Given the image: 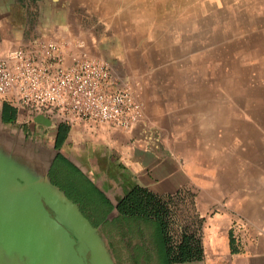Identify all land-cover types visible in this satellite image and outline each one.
I'll use <instances>...</instances> for the list:
<instances>
[{"label": "rangeland", "instance_id": "obj_1", "mask_svg": "<svg viewBox=\"0 0 264 264\" xmlns=\"http://www.w3.org/2000/svg\"><path fill=\"white\" fill-rule=\"evenodd\" d=\"M13 1L28 18L26 38L57 41L65 48L81 44L89 56L108 64L118 86L140 100L146 128L182 129L177 140L165 132L161 137L164 149H174L176 169L191 174L188 190L159 194L170 243L182 234L201 242L195 183L202 178L218 177L224 188L236 179L262 181L264 0ZM98 139L75 140L68 150L85 143L107 146L114 155L120 147L117 138V148ZM164 149L163 155L171 154ZM94 163L93 171L106 166L104 159ZM111 187L117 184L105 186ZM87 195L86 210L99 216L96 224L101 223L115 263L164 264L153 221H116L120 194L105 193L108 205L89 190Z\"/></svg>", "mask_w": 264, "mask_h": 264}, {"label": "crops", "instance_id": "obj_2", "mask_svg": "<svg viewBox=\"0 0 264 264\" xmlns=\"http://www.w3.org/2000/svg\"><path fill=\"white\" fill-rule=\"evenodd\" d=\"M15 6L13 0H0V58L17 47L42 40L31 35L26 38L28 18ZM62 127L67 130L58 143ZM153 132L154 140L144 134L141 126L124 131L89 120L66 123L36 113L14 102L8 94L0 95V148L25 163L26 148L30 149L35 158L32 164L44 169L59 188L65 183L54 168L61 159L72 164L104 194L110 191L112 196L117 193L122 197L133 185L145 187L157 195L188 190L190 172L176 169L171 158L174 149L171 151L169 145L164 149L161 138L165 132L167 138L170 134L177 140L183 135L182 129L178 125L164 130L157 126ZM94 137L102 144L109 143V148L116 147L118 139L117 153L110 154L107 146L99 149L85 143L75 151L68 150L73 141ZM162 149H168L171 154L163 155ZM102 159L106 160L105 168L93 171L94 162ZM261 180L253 184L243 178L236 179L225 188L218 177L210 182L202 178L195 183L196 202L202 206L201 255L198 259L172 264H264V177ZM108 183H115L117 187L105 188ZM213 208L216 211L211 213Z\"/></svg>", "mask_w": 264, "mask_h": 264}, {"label": "water", "instance_id": "obj_3", "mask_svg": "<svg viewBox=\"0 0 264 264\" xmlns=\"http://www.w3.org/2000/svg\"><path fill=\"white\" fill-rule=\"evenodd\" d=\"M154 140L153 129L137 123ZM0 148V264H115L97 228L44 169Z\"/></svg>", "mask_w": 264, "mask_h": 264}, {"label": "built area", "instance_id": "obj_4", "mask_svg": "<svg viewBox=\"0 0 264 264\" xmlns=\"http://www.w3.org/2000/svg\"><path fill=\"white\" fill-rule=\"evenodd\" d=\"M81 47L38 40L13 49L0 58V95L66 123L89 120L130 131L143 120L142 103L117 85L106 62Z\"/></svg>", "mask_w": 264, "mask_h": 264}, {"label": "trees", "instance_id": "obj_5", "mask_svg": "<svg viewBox=\"0 0 264 264\" xmlns=\"http://www.w3.org/2000/svg\"><path fill=\"white\" fill-rule=\"evenodd\" d=\"M66 128H60L57 139L58 143H61L64 138ZM69 164L68 161H65ZM71 167L72 164H69ZM74 170H77L74 167ZM91 193H94L100 198L102 203H110L106 195L97 188L93 183H88ZM65 194L75 203L78 204L82 213L91 218V214L86 210L87 201L81 197L78 192H75L72 188L64 185L61 187ZM87 198L89 196L87 195ZM114 207L117 210L116 221H129V222H143L153 221L159 242L161 244V254L164 264H172L174 262H185L193 259H198L201 255V247L198 240L190 234H182L177 242H169V235L167 232V210L166 204L161 200L160 196L151 192L145 187L139 185H133L126 193L120 197Z\"/></svg>", "mask_w": 264, "mask_h": 264}, {"label": "flooded vegetation", "instance_id": "obj_6", "mask_svg": "<svg viewBox=\"0 0 264 264\" xmlns=\"http://www.w3.org/2000/svg\"><path fill=\"white\" fill-rule=\"evenodd\" d=\"M54 170H55L57 176L60 177V180L64 181L66 186L72 188L75 192H78V194L81 197H83L85 202L87 201V199H88L87 198V191L88 190L90 191V187L88 185L89 181L83 174L80 173V171L78 169L74 170V167H71L69 164H67V162L59 159L58 165L55 166ZM60 189H61V187H60ZM61 190H63V189H61ZM92 208H94V207L92 205H90L91 210H92ZM98 218H99V216L96 215V216H91V218H88V219L91 222V224L97 228L99 235L102 237V239L105 243V246L111 255L110 249L107 246V244L105 242V238L102 236V233L100 230L101 223L96 224L97 223L96 219L98 220ZM111 257H112V255H111ZM115 264H117V263H115Z\"/></svg>", "mask_w": 264, "mask_h": 264}]
</instances>
